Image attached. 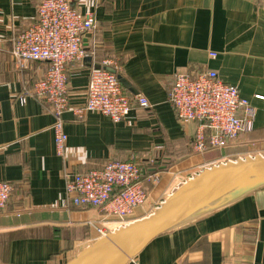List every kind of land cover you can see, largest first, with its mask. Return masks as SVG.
I'll return each instance as SVG.
<instances>
[{"label":"crops","instance_id":"obj_1","mask_svg":"<svg viewBox=\"0 0 264 264\" xmlns=\"http://www.w3.org/2000/svg\"><path fill=\"white\" fill-rule=\"evenodd\" d=\"M39 3L0 0V180L12 184L0 210V264H65L99 237L97 228L118 225L96 207L66 202L67 172L114 159L157 174V182L144 181L147 200L132 222L213 160L264 154V0H70L78 12L94 14L96 27L82 39L83 58L66 66L63 155L55 151L53 109L32 93L48 64L19 66L9 53L13 39L37 21ZM98 66H117L125 92L143 95L149 107L133 104L117 123L98 112L77 114L89 71ZM203 70L237 86L255 114L253 130L226 148L198 153L196 122L178 118L168 93L178 73ZM127 264H264V187L158 235Z\"/></svg>","mask_w":264,"mask_h":264},{"label":"built area","instance_id":"obj_2","mask_svg":"<svg viewBox=\"0 0 264 264\" xmlns=\"http://www.w3.org/2000/svg\"><path fill=\"white\" fill-rule=\"evenodd\" d=\"M95 27L94 14L78 12L70 0H40L37 21L18 34L11 44L10 57L17 65L29 61L48 64L34 82L32 93L46 99L53 109L56 120L52 130L58 155H63L67 139L62 119L68 106L66 66L86 54L82 39ZM215 55L209 52V56ZM108 63L104 61L103 65ZM116 69L117 66H113L114 72L103 66L90 69L85 102L75 110L77 114L98 112L117 123L129 115L133 104L149 107L143 95L125 92ZM168 101L180 120L196 122L192 148L198 153L226 148L238 134L254 128L255 107L240 95L237 86L221 80L215 70L178 73ZM19 102H25L24 96ZM4 147L0 145V150ZM63 177L66 202L98 208L106 220L118 224L111 231L128 224L134 209L146 202L148 190L144 181L155 183L158 179L155 173L145 176L135 160L114 159H108L100 168L67 172ZM11 190L10 182L0 180V210L6 206ZM97 232L102 236L106 233L105 227L97 228Z\"/></svg>","mask_w":264,"mask_h":264},{"label":"water","instance_id":"obj_3","mask_svg":"<svg viewBox=\"0 0 264 264\" xmlns=\"http://www.w3.org/2000/svg\"><path fill=\"white\" fill-rule=\"evenodd\" d=\"M263 187L264 154L212 164L180 184L150 214L99 236L65 264H127L158 235Z\"/></svg>","mask_w":264,"mask_h":264},{"label":"rangeland","instance_id":"obj_4","mask_svg":"<svg viewBox=\"0 0 264 264\" xmlns=\"http://www.w3.org/2000/svg\"><path fill=\"white\" fill-rule=\"evenodd\" d=\"M230 144H231V143H230ZM256 154H257V153H256ZM258 154H259V153H258ZM233 155L238 157L239 154H237V155L233 154ZM231 158H235V157H231ZM229 160H230V159H229ZM213 161L219 162V161H222V160H221V158H217V159H215V160H213ZM216 162H211V163L213 164V163H216ZM79 247H80V246H79ZM76 248L78 249V246H77Z\"/></svg>","mask_w":264,"mask_h":264},{"label":"bare ground","instance_id":"obj_5","mask_svg":"<svg viewBox=\"0 0 264 264\" xmlns=\"http://www.w3.org/2000/svg\"><path fill=\"white\" fill-rule=\"evenodd\" d=\"M100 236V235H99Z\"/></svg>","mask_w":264,"mask_h":264}]
</instances>
